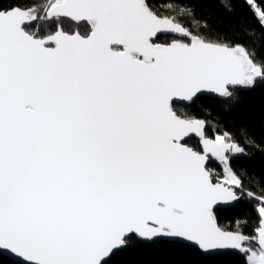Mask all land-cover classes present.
I'll use <instances>...</instances> for the list:
<instances>
[{
	"label": "snow or ice",
	"instance_id": "obj_1",
	"mask_svg": "<svg viewBox=\"0 0 264 264\" xmlns=\"http://www.w3.org/2000/svg\"><path fill=\"white\" fill-rule=\"evenodd\" d=\"M242 2L264 27V8ZM4 3L0 255L115 264L141 246H166L264 264V196L246 193L259 218L254 235L240 230L246 220L233 231L216 216L244 194L231 159L245 149L174 106L205 93L235 103L239 90L264 87V61L193 34L180 17L194 10L179 0L167 4L178 16L158 14L152 0Z\"/></svg>",
	"mask_w": 264,
	"mask_h": 264
},
{
	"label": "trees",
	"instance_id": "obj_2",
	"mask_svg": "<svg viewBox=\"0 0 264 264\" xmlns=\"http://www.w3.org/2000/svg\"><path fill=\"white\" fill-rule=\"evenodd\" d=\"M169 2L176 3V0H152L158 14L178 16L174 9L167 7ZM179 2L189 3L194 10L192 16L180 17L184 26L190 28L193 34L213 42L226 40L233 46L243 45L250 54L254 51L253 58L257 62L264 61V27L258 23L251 8L242 0H179ZM256 2L264 8V0ZM8 6L5 0L4 7ZM225 6L230 7L231 11ZM193 19L200 22L197 27H192ZM204 24L207 27H204ZM174 106L177 111L216 124L221 134L230 133L233 142L245 149L246 156L239 155L231 159V167L242 181L244 194L232 208L217 209L216 216L222 228L233 231L237 230L238 220H246L247 224L241 223L240 230L245 235H254L253 229L258 225L259 218L254 210L255 202H249L246 193L252 191L258 197L264 196V87L258 86L250 91L239 90L235 103L230 105L221 102L215 96H203L186 107ZM245 137L254 143H246ZM208 167L219 171L215 160H209ZM236 191L240 193L239 189ZM0 264L16 263L0 255ZM115 264H243V260L234 252L205 255L194 247L174 250L166 246L155 248L141 246L118 256Z\"/></svg>",
	"mask_w": 264,
	"mask_h": 264
},
{
	"label": "water",
	"instance_id": "obj_3",
	"mask_svg": "<svg viewBox=\"0 0 264 264\" xmlns=\"http://www.w3.org/2000/svg\"><path fill=\"white\" fill-rule=\"evenodd\" d=\"M211 97V96H215V94H207V93H205V94H203V95H201L200 97ZM199 97V98H200ZM174 105H177V106H179V107H186V106H188L189 104L188 103H186V102H174ZM191 105V104H190ZM208 163H209V161L207 162V166H208ZM235 205V203H233V202H229V203H226V204H221V205H218L217 206V209H230V208H232L233 206ZM195 248V247H194ZM202 252V251H201ZM223 252H230V251H224V250H220V251H212V252H209V253H203V254H205V255H213V254H218V253H223ZM1 256H3V255H1ZM3 257H5V256H3ZM6 258H8L9 260H11L12 262H14V263H16V258L15 257H12V256H7Z\"/></svg>",
	"mask_w": 264,
	"mask_h": 264
},
{
	"label": "rangeland",
	"instance_id": "obj_4",
	"mask_svg": "<svg viewBox=\"0 0 264 264\" xmlns=\"http://www.w3.org/2000/svg\"><path fill=\"white\" fill-rule=\"evenodd\" d=\"M238 177V176H237Z\"/></svg>",
	"mask_w": 264,
	"mask_h": 264
}]
</instances>
